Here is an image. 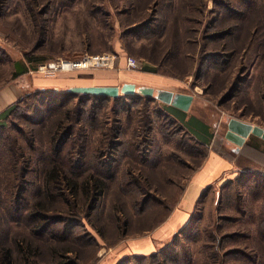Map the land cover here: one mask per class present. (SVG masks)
Instances as JSON below:
<instances>
[{"label": "rangeland", "instance_id": "obj_1", "mask_svg": "<svg viewBox=\"0 0 264 264\" xmlns=\"http://www.w3.org/2000/svg\"><path fill=\"white\" fill-rule=\"evenodd\" d=\"M144 21L150 25L143 30L139 27ZM160 23L165 26L162 36ZM107 53L118 55L113 68L54 77L36 73L39 65L60 58ZM128 58L139 66L129 69ZM18 62L28 72L13 78ZM146 68L152 72H143ZM108 71L137 86L191 94L188 114L211 126L219 124L214 148L230 156L226 144L231 142L225 139L229 119L264 129V0H0V112L42 89L36 84L40 80L71 76L74 83H95L99 72ZM114 82L120 86L122 81ZM126 101L121 100L117 113L110 110L112 100L102 104L105 123L90 130L87 145L91 150L103 146L104 133L113 127L117 142L123 144L148 136L154 141L150 152L132 159L123 153L124 147L107 153L118 169L105 168V195L95 204L80 203L71 214L58 212L53 219L55 210H63L58 197L54 206L48 204L51 220L44 232L24 224L20 211L29 205L19 200L22 194L33 201L44 188L43 173L52 157L49 144L55 145L49 126H38L33 108L17 102L6 124L20 131H12L17 149L20 145L33 156L10 206L4 196L11 179L0 166V248L16 251L15 242L31 246L28 260L15 253L13 264H264V141L252 140L257 149L250 151V158L256 166L245 163L250 167H238L220 184L204 189L192 207V218L167 237L156 238L209 149L196 145L179 123L158 112L156 103ZM144 112L153 120L149 135L142 128ZM115 123L120 128L116 132ZM56 153L58 161L65 158L66 153ZM146 157L147 166L138 163ZM1 159L6 162V157ZM81 165L78 180L97 176L91 154ZM130 248L138 253L120 256L122 249Z\"/></svg>", "mask_w": 264, "mask_h": 264}, {"label": "trees", "instance_id": "obj_2", "mask_svg": "<svg viewBox=\"0 0 264 264\" xmlns=\"http://www.w3.org/2000/svg\"><path fill=\"white\" fill-rule=\"evenodd\" d=\"M143 23L145 25L139 27L143 30L147 29L146 27L150 25H146L147 21H144ZM173 23H176V18H174ZM164 33L165 26H162L160 23V35L162 36ZM17 66L18 71H15L12 74L13 78L28 72L24 63L18 62ZM143 72H152V70L146 68L143 69ZM67 89L68 88H66L65 91H55L53 88H42L28 92L17 101L18 103L24 102L27 110L33 108L32 111L35 112L38 117V126L46 128L49 126L48 136L50 137L52 135V143L55 145L51 146L49 144V150L52 153V157L49 158L51 164H48L49 166L47 165L49 168L45 169L43 173L44 188L41 191H38L33 201H28V199L23 197L22 194L19 200V202L22 201L24 204L28 203L27 205H29L27 211L26 209L20 211V218H24L23 222L26 226H29L30 228L36 227L39 232L40 230L41 232H44L49 225V219L51 220V216H49L47 211L48 204L53 205V203H58V200L61 202V204H58L63 210H55L56 215L52 217L54 219L57 216H60L61 213L71 214L69 213L71 209L76 210L80 203L84 205V202L89 201L91 204H95L100 197L105 195L108 188L105 170L108 168H113L115 170L118 169L115 165H112L114 160L111 158V155L107 153L111 152L113 149L124 147L123 153H126L125 156L128 155L132 159L133 156L141 155L142 157V155H147L150 152L148 150L149 145L154 144V141L149 139L148 136L124 144L123 142H117L116 134L112 133L113 127H110L104 133V135H106L104 145L100 147L96 146L95 150L89 149V146L87 145V137L90 136L88 133L92 129L95 131L100 129L102 124L105 123L104 121H101L103 117H101L100 112L103 103L112 100L115 105L112 106L110 110L111 112L117 113L120 111L118 106L121 105V100L126 101L129 98L133 100H137L138 98L145 99L156 103L155 108H157L158 112H162V115H165L168 119L171 118L173 124L179 123L196 145L202 148H207V143L201 140L195 132L206 133L209 135V138H212L213 136L210 132V127L207 126L201 118L188 114V111L184 112L171 105L162 103L155 98L135 94L121 95L117 99H113L104 96L70 93ZM17 102L9 105L0 112V166L2 164L11 179L10 187H5L8 190V194L6 193L4 196L6 197L5 200L8 201L9 206L11 201L14 202V199H16L15 197L13 198L14 191L17 190V192H19L18 190L20 186H18V184L22 183V174L24 175L30 169L32 164L31 157L33 156V154H29L31 152H27L28 154L26 152L24 153L20 145H18L17 149L15 146L17 144V137L13 134L16 133L20 135V131H16L6 124V120L17 109ZM34 105L37 106V108H35ZM145 110H147V108H145ZM143 121V132L149 135L153 130V120L151 117L147 118L146 113L144 112ZM115 127L117 128L115 132L120 129L117 125ZM25 136H27V134ZM27 137H29V135ZM71 140L72 143L74 141V144H70L69 141ZM67 144H69V146H67ZM92 149H94V147ZM37 151L38 149L35 148L33 153ZM56 152L60 155H65L66 153L65 158L58 161L56 156L53 157V153L55 154ZM90 154L92 158L96 160L97 176L95 177V174H93V176L91 175L88 177L87 175L80 181L77 177L78 173L81 172V162ZM4 157H6V162L2 163L1 158ZM130 158L127 162L129 164L132 163ZM137 160L139 161V164L144 166L148 163L147 157L144 159L139 158ZM65 162H67V165ZM136 166L138 165L136 164ZM18 176H20V180L18 179ZM91 179L93 181H91ZM60 190H65V194L60 193ZM58 194L60 195L58 196ZM61 194L63 195L61 196ZM66 195L68 198L63 197ZM20 208L15 207V209ZM166 209L169 208L166 207ZM18 217L16 215L15 222L19 223L20 220ZM165 220L162 219L160 223ZM15 243H17V245H15L16 251L8 246L0 248V264H13L12 260L15 253L23 258L25 256L28 260L27 251H30L29 247L31 246V243Z\"/></svg>", "mask_w": 264, "mask_h": 264}, {"label": "crops", "instance_id": "obj_3", "mask_svg": "<svg viewBox=\"0 0 264 264\" xmlns=\"http://www.w3.org/2000/svg\"><path fill=\"white\" fill-rule=\"evenodd\" d=\"M99 73L98 76L95 77V79L97 80L94 81L95 83L78 84L73 82L76 79H73V77L71 76H67L61 79H43L36 84L42 85L43 86L42 88H48V87L69 88L76 86H117V83L114 82L116 80L122 81L121 84L125 82H129V81H123V79L120 76H124V75L115 74L114 71L99 72ZM28 87H31V85L29 84ZM191 115L198 117L197 115L192 113ZM204 123L210 127V132L213 135L212 138H209L208 134L202 132H195V134L201 140L207 143V148L209 149L208 155L205 158L202 165L190 178V181L187 184L184 193L182 194V197L179 199L178 208L175 210L173 216H171L166 223L161 225L160 230L157 231L156 238L160 237V239H163L168 235H170L176 228L186 223V221L190 217L192 207L196 204V200L198 199V197H200L204 189L218 183L220 184V182L226 180V178L234 170H236V168L238 169V167L239 168H244L245 166L250 167V165H245V163L246 164L250 163L256 166L255 160L252 161V159L250 158V151H254L256 153L255 149H257V147L252 146V140H254L253 138H259V137L250 135L248 138L245 139L244 145L239 148H236L234 144L227 143L226 148H228V150L231 151L233 154L230 156H226L221 154L220 152H218V150H216V148H214L216 141L215 134L217 127H219V124L215 123L214 126H211L206 122ZM238 162L241 166H239ZM147 246L148 245L145 244V247ZM122 250L123 253H121L120 256L126 255L128 253H138L137 250H134L132 248L128 250L125 249Z\"/></svg>", "mask_w": 264, "mask_h": 264}, {"label": "water", "instance_id": "obj_4", "mask_svg": "<svg viewBox=\"0 0 264 264\" xmlns=\"http://www.w3.org/2000/svg\"><path fill=\"white\" fill-rule=\"evenodd\" d=\"M70 93L104 96L117 99L121 95H141L144 97L155 98L156 100L171 105L181 111L187 112L193 102L191 94H174L168 90H156L152 87L137 86L132 82L122 83L120 86H76L67 89ZM250 135L264 140V129L254 126L238 119L231 118L226 124L225 139L233 143L236 148L244 145L245 139Z\"/></svg>", "mask_w": 264, "mask_h": 264}, {"label": "built area", "instance_id": "obj_5", "mask_svg": "<svg viewBox=\"0 0 264 264\" xmlns=\"http://www.w3.org/2000/svg\"><path fill=\"white\" fill-rule=\"evenodd\" d=\"M118 60V55L115 53H107L101 55H84L82 58L57 59L54 62H48L38 66L36 73L42 74L45 77H54L58 73L72 72L76 70H86L93 68H113ZM138 62L128 58L127 67L137 68Z\"/></svg>", "mask_w": 264, "mask_h": 264}]
</instances>
